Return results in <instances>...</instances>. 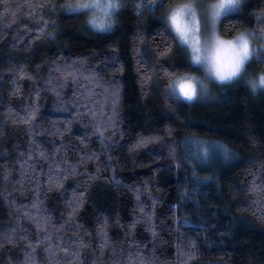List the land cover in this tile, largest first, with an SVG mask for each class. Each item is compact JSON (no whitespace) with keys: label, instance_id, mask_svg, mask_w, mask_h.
I'll use <instances>...</instances> for the list:
<instances>
[{"label":"trees","instance_id":"16d2710c","mask_svg":"<svg viewBox=\"0 0 264 264\" xmlns=\"http://www.w3.org/2000/svg\"><path fill=\"white\" fill-rule=\"evenodd\" d=\"M124 2L111 29L94 31L86 24V14L65 11L64 0H0V235L15 228L17 239L16 245L0 242V264H21L27 241L20 236L42 239L38 235L42 230L31 220L18 219L23 212L16 207L32 202L37 183L44 202L40 211L51 217L52 243L59 244L62 238L63 246L75 248L78 237L90 242L91 247L83 251L84 264L94 259L99 264L114 260L126 264L129 253L151 256L154 243L157 264H180L177 246L186 247L189 239L196 241L198 254L188 264H264V206L255 203L256 195L248 191L251 173L258 167L255 162L264 157V92L253 95L245 82L264 63L253 59L241 79L209 82L207 99H166L165 69L177 74L199 69L175 35L162 27L160 10L155 14L145 10L141 15L136 0ZM6 6H10L7 11ZM261 7L264 0H244L239 11L223 16L218 29L247 27L259 32L264 26V20L258 19ZM138 32L144 37L140 54L134 52ZM173 39V52L157 58V45L163 47ZM81 57L87 60L83 64L76 60L81 74L75 78L65 79L55 70L56 65L71 64ZM21 66L32 74L31 79L19 75ZM149 69L151 80L142 88L141 74ZM49 79L51 83L46 82ZM111 85L119 86L118 129L105 128L101 135L97 131L100 121L89 115L90 99L107 120L112 104L104 96ZM89 88L95 92L91 98ZM56 92L61 93L59 99ZM31 108L36 115L30 124L24 123L22 118ZM169 125L171 137L165 135ZM150 132L165 141L176 140L181 167L169 157L166 143H150L129 153L137 133ZM192 134L222 141L234 149L236 159L197 166L193 176V165L184 162L181 143ZM41 150L48 159L40 157ZM65 170L68 178L63 188L48 191L49 175H63ZM97 171L99 175L89 181ZM206 176L213 179L206 181ZM262 182L264 175H257L256 183ZM134 189L141 193L145 210L155 212V242L144 221H138L131 231L128 228L139 215ZM185 190L187 197L182 199ZM73 193H84V205L65 224L67 201ZM104 217L109 219V235L117 242V252L109 248L97 256L93 251H99L97 225ZM62 224L64 228L56 232L53 225ZM45 247L47 242L38 251L41 264H48ZM57 255L61 264H76L71 256Z\"/></svg>","mask_w":264,"mask_h":264},{"label":"snow or ice","instance_id":"6c2138e0","mask_svg":"<svg viewBox=\"0 0 264 264\" xmlns=\"http://www.w3.org/2000/svg\"><path fill=\"white\" fill-rule=\"evenodd\" d=\"M233 2L234 0H228V6L231 7ZM170 3H172V0H136L135 8L141 15L145 10L150 11L152 14H155L157 10H160V19L164 21L162 27L164 29H167L168 26L171 25V28L174 30L175 37L179 39L182 45L190 49L193 54L192 60L196 61L198 59L196 54L200 52L201 47L206 46L208 43L209 33H211V35L215 37V31L218 22L222 23L223 21L222 9L215 3H209L208 0H182V4L179 8H175L171 12H169L168 5ZM44 6V4L36 6L29 4V7L43 8ZM124 6H126L124 0H109L108 8L106 9V15L111 16L112 20L109 24L100 27L105 30L111 29L112 25L116 22V14L118 13V10H120ZM8 7L10 6L5 7L6 11L8 10ZM53 7H55V5H53ZM259 11L261 13V16L258 19L264 20V7H261ZM13 15H15V11H13ZM45 26H47V22H45ZM227 27L228 26L225 25V29H227ZM38 31H43V29H39ZM251 34L255 38V52L252 54V59L249 61V63L256 58H259L258 62L264 63V26L261 27V30L259 32L252 29ZM143 40L144 37L138 32L134 37L135 53L140 54V46L142 45ZM174 42L175 40L173 39V43H164L163 47L157 45L155 50L156 57H166L170 53H172ZM243 44L245 55H248L251 46L246 39L243 40ZM77 59H79L80 63L83 64L84 62H86L87 57L74 58L71 64H65L63 66L56 65L55 70L57 72H60L61 76L65 79L68 76H72L73 78H75L76 75L81 74L80 70L75 67ZM51 71L52 70L50 69V75ZM151 71L152 70L149 69L148 72L141 74L142 88L145 83L150 82ZM235 71L240 73L238 79H241L244 77L246 69L244 72H241L240 66L237 65ZM19 75L22 77L28 76V78L30 79L32 78V74L25 72L23 66H21V68L19 69ZM90 75L92 77H97V74L95 72H90ZM164 77L167 79V83L164 85L166 99L170 98L171 96H175L177 99L183 98L189 102H192L196 99H207L209 97L208 90L201 89L199 92L197 91L188 73L178 75L175 72H170L165 69ZM98 79L99 78L97 77V80ZM221 79L223 80L224 78ZM46 82L51 83V79ZM92 82L94 83L95 81ZM110 88L111 91H106V95L104 96V101H108L110 99L112 104V114L107 118V120H104L103 116L99 114V109L96 106V101L94 99H90V102L93 104V108L89 109V115L100 121V125L97 127V131L100 132L101 135H103V130L105 128H112L113 130L118 129V114L116 111V105L119 99V86L111 85ZM17 90L18 89H14V91ZM53 91H55V89H53ZM87 93L89 98L95 96L94 88L87 89ZM56 96L59 99L61 93L56 92ZM35 115L36 109L31 108L29 112L26 113L25 117L22 118L23 122L30 124ZM165 135L170 137L173 135V129L170 125L166 129ZM150 143H166L168 146L169 157L176 162L177 168L181 167V162L177 155L176 140L173 138L165 141L164 137L158 133L150 132L148 135L137 133V138L129 145L128 151L130 154H135L136 151L141 150ZM181 143L184 145L185 151L184 162L193 165V176L197 175L195 171V168L197 166H204L215 162H222L227 164L235 160L237 157V153L233 148L219 140L209 141L206 138H202L200 136L192 134L191 136L186 137L184 140H182ZM253 143H255V141H253ZM57 151L59 152L60 149L57 148ZM39 155L43 159H48V156L44 150H41ZM87 158L91 159L92 157ZM29 159H31V156H29ZM21 163L24 164L26 163V161H22ZM255 163L258 164V167L254 168L253 172L251 173L252 179L249 181L248 191L256 195L257 199L254 201L255 203L264 206V182L259 185L256 183L257 175H264V157H262ZM98 175V171L96 173H92L88 177L89 181L95 179ZM67 178L68 173L66 170L63 175H61L60 173H53L49 175L46 181V183L48 184L47 190L52 191L53 189L63 188V181ZM112 179L114 180L115 176H113ZM210 179H213V177H204V180L206 181ZM145 188H147V182H145ZM34 189L35 193L32 202L27 206L16 205V207L18 208V210L23 212V217H18V219L27 218L31 220L36 225L38 230H42V232L38 233V235L42 236V239L30 240L26 234L19 237L20 240L27 241L21 264H41L38 251L40 245L44 242H47V247H45L43 251L47 254L48 264H61V257L57 255L60 252L64 254V259H67L69 256H71L72 259L76 261V264H84L83 251L86 248L91 247V243L86 242L82 238H79L78 234L76 233H74V235H77L78 238L73 242L75 244V248H72L70 246H63L64 241L59 237V244L52 243V235L49 234L51 217L48 216L45 212L40 211L44 203L40 199V185L37 183L36 185H34ZM134 191H136V198L139 206V215H137L136 219L129 223L128 228L131 231L136 227L138 221H144L148 225V230L151 232L153 241L155 242L158 238L155 228L152 225V218L154 217L155 212L154 210L146 211L143 203L139 199L141 193L138 189H134ZM185 197H187V190H185L181 196L182 199ZM84 201V193H73V197L67 201L68 215L67 219L64 222L65 224H70L73 217L79 215V209L83 207ZM33 209L35 210V213L31 211ZM261 219H264V216H262ZM53 228L56 229V232H59L64 228V224L60 225L58 228L53 225ZM109 228L110 222L108 217H104L103 222L97 225L96 234L99 237L97 248L99 249V251L96 252V249H93L97 256H103L105 254V250L109 248L112 249L113 254L117 252V242L112 240V238L110 237ZM0 242L16 245V229L12 228L9 230V233L0 235ZM133 243H135V241H133ZM154 249L155 243L153 244V254L151 256H148L147 253L139 251L135 256L129 253L126 258V264H157ZM120 254L123 255L122 248L120 249ZM197 254L198 249L196 241L194 239H189L186 247L181 245L177 246V256L180 260V264H188V262ZM91 264H99V262L98 260L94 259ZM113 264H119V261L114 260Z\"/></svg>","mask_w":264,"mask_h":264},{"label":"clouds","instance_id":"9594fccd","mask_svg":"<svg viewBox=\"0 0 264 264\" xmlns=\"http://www.w3.org/2000/svg\"><path fill=\"white\" fill-rule=\"evenodd\" d=\"M209 3L217 4L222 9L223 17L229 11H239L243 7L244 0H234L231 7L228 6V0H211ZM108 4L109 0H64L62 7L65 11L79 10L80 13L86 14V24L92 30L104 31L105 29L100 26L107 25L112 20L111 16L106 15ZM181 4L182 0L170 3L168 11L171 12L173 9L179 8ZM167 29L174 33L171 25ZM251 33L252 29L247 27L231 31H221L217 27L215 37L209 33L207 45L201 47L200 52L196 54L198 57L196 61L192 60L193 54L190 51V62L199 69V72L186 73H188L198 92L201 89L208 90L209 82H231L239 78L240 73L235 71L237 65L240 66L241 72H244L252 59V54L255 52V38ZM245 39L248 40L251 46L248 55H245L244 52L243 40ZM245 82L253 95L264 92V68L249 74Z\"/></svg>","mask_w":264,"mask_h":264},{"label":"rangeland","instance_id":"374dc122","mask_svg":"<svg viewBox=\"0 0 264 264\" xmlns=\"http://www.w3.org/2000/svg\"><path fill=\"white\" fill-rule=\"evenodd\" d=\"M208 2H211V1H208ZM70 11H79V10L72 9V10H70ZM231 12H233V11H229L228 13H231ZM217 27H218V25H217ZM173 34H174V33H173ZM174 35H175V34H174ZM176 39H177V41L179 42V44H180V45L186 50V52H187V54H188V57H189V59H190V49H188L186 46L182 45L178 38H176Z\"/></svg>","mask_w":264,"mask_h":264}]
</instances>
